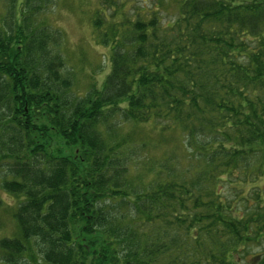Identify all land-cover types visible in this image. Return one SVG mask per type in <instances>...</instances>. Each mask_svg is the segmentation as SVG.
Masks as SVG:
<instances>
[{
	"label": "trees",
	"instance_id": "1",
	"mask_svg": "<svg viewBox=\"0 0 264 264\" xmlns=\"http://www.w3.org/2000/svg\"><path fill=\"white\" fill-rule=\"evenodd\" d=\"M45 1L1 0L0 190L18 234L0 264L30 241L43 264H264V0L97 11L109 71L83 94ZM129 125L179 130L181 152L142 156L144 179Z\"/></svg>",
	"mask_w": 264,
	"mask_h": 264
},
{
	"label": "rangeland",
	"instance_id": "2",
	"mask_svg": "<svg viewBox=\"0 0 264 264\" xmlns=\"http://www.w3.org/2000/svg\"><path fill=\"white\" fill-rule=\"evenodd\" d=\"M106 5H101V0H46L43 12L39 17L49 28L56 30L60 37V49L64 57L66 69L73 77V89L78 94H83L93 85L100 84L109 71L107 61L108 50L96 43L93 37L92 20L97 11L104 12L107 17H113L112 23H125V18L133 20L135 13L140 10L151 11L155 3L160 4L159 16L166 21L177 14L179 7L176 0H106ZM109 1V2H108ZM0 0V6H1ZM1 13V10H0ZM1 17V15H0ZM110 21V20H109ZM124 132L131 138L132 144L147 143V151L139 153L135 174L146 176L141 165L142 156L145 164L151 159L160 161L167 152L180 150L183 140L179 130L159 133L151 130L149 126L124 127ZM132 144L131 147H132ZM55 148V145H52ZM140 167V166H139ZM16 199L4 194L0 190V239L17 237V226L13 218ZM28 254L22 255L16 264H43L35 241H30ZM31 254L36 261H31Z\"/></svg>",
	"mask_w": 264,
	"mask_h": 264
}]
</instances>
